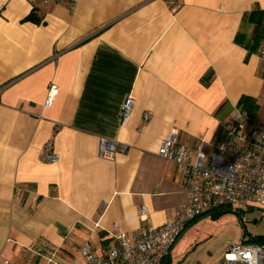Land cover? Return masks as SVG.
Masks as SVG:
<instances>
[{"label":"crops","instance_id":"obj_1","mask_svg":"<svg viewBox=\"0 0 264 264\" xmlns=\"http://www.w3.org/2000/svg\"><path fill=\"white\" fill-rule=\"evenodd\" d=\"M254 9L264 0H0V258L85 264L81 247L102 257L116 234L140 233L139 206L154 226L183 211L182 174L158 148L176 129L209 157L240 99L264 98ZM101 138L126 149L102 157Z\"/></svg>","mask_w":264,"mask_h":264},{"label":"built area","instance_id":"obj_2","mask_svg":"<svg viewBox=\"0 0 264 264\" xmlns=\"http://www.w3.org/2000/svg\"><path fill=\"white\" fill-rule=\"evenodd\" d=\"M51 1H63L74 8L78 0H43L44 3ZM259 51L264 60V46ZM56 93V85L51 84L45 107L52 104ZM135 107L136 98L127 94L120 107L121 123L129 120ZM148 118L147 113L145 119ZM250 121L247 110H236L223 140L214 145L209 157L202 150L201 142L196 145L193 155V149L179 143L178 131L172 129L157 153L178 166L184 180L185 209L165 224L154 226L147 209L139 206L138 216L144 222L140 233L130 236L116 234L119 245H111L102 257L95 255L88 246L81 247L85 264H164L186 226L197 217L212 214L221 207L264 209V125L252 127ZM125 149L124 144L107 138L99 141V155L105 158ZM41 159L50 163L58 160L53 140L43 144ZM0 264L17 263L0 258ZM217 264H264V243L247 240L232 244Z\"/></svg>","mask_w":264,"mask_h":264},{"label":"rangeland","instance_id":"obj_3","mask_svg":"<svg viewBox=\"0 0 264 264\" xmlns=\"http://www.w3.org/2000/svg\"><path fill=\"white\" fill-rule=\"evenodd\" d=\"M257 105L251 125H264V98ZM214 213L201 215L186 226L172 253L173 264H216L232 244L264 237L261 207H221ZM25 259L19 263L29 264Z\"/></svg>","mask_w":264,"mask_h":264},{"label":"trees","instance_id":"obj_4","mask_svg":"<svg viewBox=\"0 0 264 264\" xmlns=\"http://www.w3.org/2000/svg\"><path fill=\"white\" fill-rule=\"evenodd\" d=\"M260 16L262 18V16H264V13H262L259 9H254L250 12V14L246 15V20L249 23H253L254 26L252 36L248 40V43H251L253 45H257L260 41L264 40V26H262L261 24L262 19H260ZM26 19L39 22V19L37 17H34L32 14H30ZM246 46L249 47L250 45L246 44ZM257 107H258L257 102L253 98L243 97L240 99L239 108L247 110L251 118L254 116ZM214 214L215 213H212L213 216ZM250 241L264 243V237L259 236L256 238H251Z\"/></svg>","mask_w":264,"mask_h":264}]
</instances>
